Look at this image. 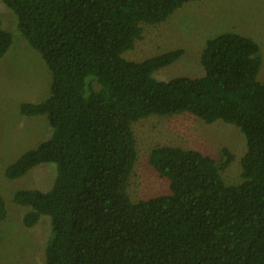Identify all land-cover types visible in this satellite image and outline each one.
Returning a JSON list of instances; mask_svg holds the SVG:
<instances>
[{
    "label": "trees",
    "instance_id": "trees-1",
    "mask_svg": "<svg viewBox=\"0 0 264 264\" xmlns=\"http://www.w3.org/2000/svg\"><path fill=\"white\" fill-rule=\"evenodd\" d=\"M50 72L49 97L22 103V116L45 115L49 140L9 165L14 180L41 164L57 174L47 192L21 190L13 201L30 210L25 228L50 218L42 264H264V81L257 44L236 33L208 40L203 75L167 81L154 73L177 62L172 50L140 62L123 54L143 25L164 22L198 0H0ZM0 18V58L12 43ZM192 114L236 126L245 139L241 182L194 150L160 146L149 165L169 193L132 202L136 162L132 124L149 116ZM6 218L0 195V225Z\"/></svg>",
    "mask_w": 264,
    "mask_h": 264
},
{
    "label": "rangeland",
    "instance_id": "rangeland-1",
    "mask_svg": "<svg viewBox=\"0 0 264 264\" xmlns=\"http://www.w3.org/2000/svg\"><path fill=\"white\" fill-rule=\"evenodd\" d=\"M2 28L12 37L6 54L0 58V195L5 202L6 218L0 225V264H42L44 250L51 237L50 218L41 216L32 228L22 224L28 207L15 204L13 195L21 190L47 192L57 169L41 164L14 180L5 177L6 168L21 154L50 139L52 128L45 115L22 116V103H39L49 97L51 76L40 55L32 49L17 29L13 12L0 1ZM141 39L123 54L127 60L146 58L181 49L174 64L154 73L167 81L203 75L200 61L205 43L224 33H236L253 40L261 61L257 81H264V0H198L173 12L164 22L143 25ZM135 140L136 162L127 187L132 202L169 193V183L149 165V154L160 146L194 150L212 158L220 166L226 149L233 159L221 172L226 185L241 182L240 161L246 151L245 139L234 125L215 121L207 124L183 113L149 116L131 126Z\"/></svg>",
    "mask_w": 264,
    "mask_h": 264
}]
</instances>
